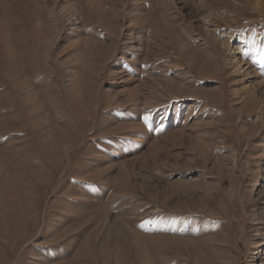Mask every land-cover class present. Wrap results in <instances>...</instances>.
Here are the masks:
<instances>
[{
	"label": "rangeland",
	"instance_id": "1",
	"mask_svg": "<svg viewBox=\"0 0 264 264\" xmlns=\"http://www.w3.org/2000/svg\"><path fill=\"white\" fill-rule=\"evenodd\" d=\"M0 264H264V0H0Z\"/></svg>",
	"mask_w": 264,
	"mask_h": 264
}]
</instances>
